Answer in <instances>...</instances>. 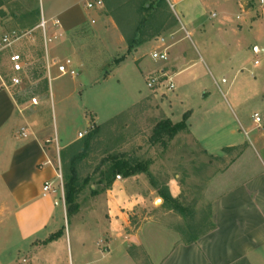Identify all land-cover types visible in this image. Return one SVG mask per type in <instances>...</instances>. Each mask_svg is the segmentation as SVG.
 I'll use <instances>...</instances> for the list:
<instances>
[{
    "label": "rangeland",
    "instance_id": "obj_1",
    "mask_svg": "<svg viewBox=\"0 0 264 264\" xmlns=\"http://www.w3.org/2000/svg\"><path fill=\"white\" fill-rule=\"evenodd\" d=\"M75 1L0 0V37L13 31L25 35L1 56L0 65L10 85L9 56L15 52L25 59L23 82L13 88L24 109L27 129L37 137L47 135L55 148L62 180L55 178L60 206L54 221L66 235L60 247L43 254L48 244L41 241L33 243L36 249H30L7 209L14 204L0 193V264H156L172 239L185 242L190 235V220L164 205L162 192L171 195L170 188H178V196H171L191 210L200 232L214 224L215 200L228 184L219 177L222 169L218 161L203 149L220 153L240 138L250 146L244 153L256 158L249 170H258L254 136L259 129L252 117L258 113L263 119L260 127L264 125V55L253 51L256 36L239 38L212 28L220 20L211 17L213 6L205 8L199 19L206 32L187 27V35L172 10L184 25L185 15L177 5L171 9L167 0H103L102 7L92 10L81 3L79 7L87 13L86 24L62 33L48 22L44 35L42 19L49 21ZM251 2L260 6V0ZM137 31L141 37H136ZM135 37L139 44L129 51ZM160 37L172 45L178 42L174 49L181 50L180 56H174L170 49L169 61L176 67L172 73L168 63L151 59ZM257 44L264 46V38ZM67 59L75 77L60 75L54 65ZM159 70L173 74V91L147 88L148 77ZM236 93L242 102L240 109L232 104ZM189 111L192 116L185 130L173 137L159 130L167 120L172 125L180 123ZM93 129L98 133L87 156L72 168L70 163L81 151V142ZM84 132L87 134L80 138ZM73 144L81 147L73 149ZM116 155L142 166L144 171L130 177L141 176L153 195L147 192L140 199L130 195L127 203L132 202V207L121 211L127 215L126 237L114 242L116 237L105 239L103 233L111 224L108 206L115 197L110 193L113 186L106 189L105 183L97 182L108 169L110 157ZM72 177L77 179L78 185L73 186L79 193L68 212L66 183ZM122 179L119 176L117 180ZM129 234L138 238L130 239Z\"/></svg>",
    "mask_w": 264,
    "mask_h": 264
},
{
    "label": "crops",
    "instance_id": "obj_2",
    "mask_svg": "<svg viewBox=\"0 0 264 264\" xmlns=\"http://www.w3.org/2000/svg\"><path fill=\"white\" fill-rule=\"evenodd\" d=\"M86 1L76 0L73 5L62 9L49 21L45 20L47 25L50 22L56 32L68 33L86 24L87 13L79 7ZM167 1L171 9L177 5L185 15L187 22L184 25L172 10L187 35V27L206 32L205 23L199 22V19L205 8L213 6L211 17L220 20L213 23L212 28L218 33L230 32L239 38L243 35L256 36L257 43L263 42L264 2L261 4V0L258 8L251 0ZM109 21L113 23L112 18ZM111 28L114 29L112 26ZM177 43L171 47L174 56L181 54L179 48L176 51L174 49L177 48ZM257 43H253V51L257 56L264 55V46ZM167 63L168 67H172L171 73L176 70L171 61ZM255 66H259L258 61H255ZM2 84L0 81V193L8 196L14 204V207L7 209L11 210L10 217L14 219L22 242H29L30 249H36L33 243L43 242L61 230L60 223L54 221L60 206L57 191L46 195L43 193L46 182H52L55 189V178L58 174L57 154L55 155V148L50 144V139L46 138L47 135L37 137L27 129V118L14 88ZM239 97L238 93L232 94V104L240 109L242 102ZM256 114L258 113H254ZM262 122L263 119L258 124L254 122L257 125L255 128L259 129L254 136L260 159L255 163L258 169L256 171L249 170V164H254L255 157L244 153L250 147L245 140L232 139L234 141L225 145L220 153L203 149L209 157L218 161L222 169L219 177L228 184L227 189L218 194L215 200V229L189 245L182 241L173 242L172 239L170 247L157 259L156 264H264V125L260 127ZM22 129H25L27 137L22 136ZM192 136L195 139L193 134ZM225 163L226 166H223ZM240 168L243 170L239 171ZM141 179V176L136 175L117 180L113 185L110 193H114L115 197L108 206L111 210V224L103 230L105 239L108 235H113L116 237L115 242L121 237H126L123 236V228L128 227L127 215L121 211L132 207V202L127 203L130 195H138L139 199L147 195V192L153 195L152 189ZM170 192L176 198L179 190L177 187H171ZM128 237L133 239L138 238V235L129 234ZM65 238L66 235H62L58 241L48 244L42 254L60 247ZM141 243L137 245L141 247ZM126 256L130 257L128 254Z\"/></svg>",
    "mask_w": 264,
    "mask_h": 264
},
{
    "label": "trees",
    "instance_id": "obj_3",
    "mask_svg": "<svg viewBox=\"0 0 264 264\" xmlns=\"http://www.w3.org/2000/svg\"><path fill=\"white\" fill-rule=\"evenodd\" d=\"M161 2H163V0H160ZM146 21V19L144 20ZM141 37V33L140 31L136 32V37ZM134 38L135 42L133 44H131L129 51L134 48L137 44H139L138 42H136L137 38ZM191 116V111L187 112L184 114L183 116V120L175 125H172L171 122L169 120H167L166 122H164L163 124H161L159 127L161 131H167L169 133V135L171 137H173L179 130H185L188 127L187 121ZM97 130L93 129L90 132H88L86 138L81 142L82 147L78 146V144L76 145H71L72 148L79 150V148L81 147V151L77 152V155L74 156V158L72 159L70 165L72 168L75 167V165H77V163L79 161H82L83 159H85V157L87 156L91 144L92 142L96 139L97 137ZM70 146V147H71ZM61 159L63 156V153L61 152L60 154ZM110 163L108 169L105 172H102V176L100 178V180L97 182L98 184H102L105 183L104 185L110 188L111 186H113L114 182L118 179L119 176L123 177V178H127L130 177L132 175L141 173L142 171H144V169L142 168V166L140 164H135L133 160L126 158L123 155H116V156H111L109 161ZM73 176L75 175V172L73 171ZM87 181V180H86ZM75 183V184H74ZM78 185L77 179L75 177L69 178L68 182L66 183V195H65V204L67 207V211L70 212L71 208L73 207V203H74V199L77 196V194L79 193L76 186L73 185ZM93 195H96L95 192H93ZM161 197L164 200V205H168L170 210L178 212L179 214H181L184 218L186 217V219L188 218V220H190L189 225L187 227V231L190 234L188 237V240L185 241L186 244H192L195 243L200 237L208 234L210 231L215 229V224H212L211 228L206 231V232H200L201 230H197V228L194 225V221H193V213L191 212V210L183 208V206H181V203L174 199L168 192H162ZM62 232H58L56 234H52L50 235L45 241H43V244H50L52 242L58 241L61 237H62Z\"/></svg>",
    "mask_w": 264,
    "mask_h": 264
},
{
    "label": "built area",
    "instance_id": "obj_4",
    "mask_svg": "<svg viewBox=\"0 0 264 264\" xmlns=\"http://www.w3.org/2000/svg\"><path fill=\"white\" fill-rule=\"evenodd\" d=\"M264 0H261V4H263ZM103 6V0H87L85 3V7L87 10H92L96 8H100ZM177 21L180 22L177 18ZM40 28L43 29L44 35L46 34L47 22L45 19H42V23L40 24ZM25 37L24 34L18 33L16 31L7 33L0 37V58L1 56L11 49L15 44L20 42ZM172 44L167 41L165 37H160L157 40V46L155 50L151 54V59L155 63L167 64L169 61V54ZM57 67V71L60 75H70L71 77L76 76V71L72 69V62L70 59H67L64 63L55 64ZM50 63L48 62V70H50ZM26 71V62L22 55L19 53H12L9 56V74L11 76L10 85L11 87H18L23 82V75ZM51 80V79H50ZM0 81L3 83V86H7L4 72L2 71V67L0 65ZM147 88L150 91H164L168 92L173 91L175 89V85L173 83V76L169 72L165 70H159L158 72L150 75L147 79ZM34 105H38V102L34 100ZM253 120L255 123H260L261 118L258 114L253 116ZM87 132L80 133L79 137L82 138L85 136ZM22 136L27 137L25 129H22ZM59 151V148H58ZM57 178L62 180L61 169L59 166V171L57 174ZM44 195L49 193H56V189H54V184L52 182H46L43 187Z\"/></svg>",
    "mask_w": 264,
    "mask_h": 264
}]
</instances>
